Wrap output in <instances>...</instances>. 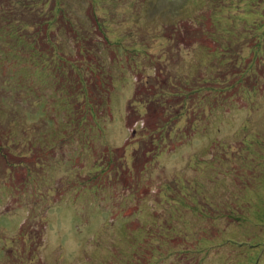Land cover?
Instances as JSON below:
<instances>
[{"label": "rangeland", "instance_id": "rangeland-1", "mask_svg": "<svg viewBox=\"0 0 264 264\" xmlns=\"http://www.w3.org/2000/svg\"><path fill=\"white\" fill-rule=\"evenodd\" d=\"M0 206V264H264V0H0Z\"/></svg>", "mask_w": 264, "mask_h": 264}, {"label": "trees", "instance_id": "trees-1", "mask_svg": "<svg viewBox=\"0 0 264 264\" xmlns=\"http://www.w3.org/2000/svg\"><path fill=\"white\" fill-rule=\"evenodd\" d=\"M24 9H25V12H27V5H26V4H24ZM28 11H30V10H28ZM16 22H18V25H19V26H21V25L24 24V23L22 24V22H21L20 20H18V21H16ZM19 22H21V23H19ZM26 25H27V24H26Z\"/></svg>", "mask_w": 264, "mask_h": 264}, {"label": "bare ground", "instance_id": "bare-ground-1", "mask_svg": "<svg viewBox=\"0 0 264 264\" xmlns=\"http://www.w3.org/2000/svg\"><path fill=\"white\" fill-rule=\"evenodd\" d=\"M135 160V159H134ZM136 163V162H135ZM8 205V204H7ZM1 207V206H0ZM2 209H3V207H2ZM8 210H9V208H8ZM4 211H6V210H4ZM3 212V211H2ZM34 212V211H33ZM46 212V211H45ZM44 214H46V213H44ZM31 215V214H30ZM42 215V214H41ZM44 216H46V215H44ZM28 217H30V216H28ZM40 217V216H39ZM32 218V217H31ZM28 219V218H27ZM35 218H33V220H34ZM35 221V220H34ZM41 221V220H40ZM28 222H30V221H28ZM32 222V221H31ZM42 222V221H41ZM34 223V222H33ZM33 226V225H32ZM34 226H36L35 224H34ZM38 226V225H37Z\"/></svg>", "mask_w": 264, "mask_h": 264}]
</instances>
